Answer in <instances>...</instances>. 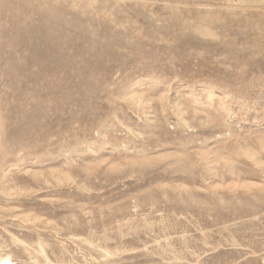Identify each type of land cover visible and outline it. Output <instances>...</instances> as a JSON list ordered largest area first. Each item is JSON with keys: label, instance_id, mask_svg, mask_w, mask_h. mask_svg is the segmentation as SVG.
Here are the masks:
<instances>
[{"label": "rangeland", "instance_id": "obj_1", "mask_svg": "<svg viewBox=\"0 0 264 264\" xmlns=\"http://www.w3.org/2000/svg\"><path fill=\"white\" fill-rule=\"evenodd\" d=\"M0 264H264V0H0Z\"/></svg>", "mask_w": 264, "mask_h": 264}]
</instances>
